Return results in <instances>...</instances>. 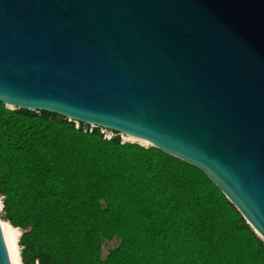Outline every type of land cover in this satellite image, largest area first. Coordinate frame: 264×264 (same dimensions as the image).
Here are the masks:
<instances>
[{
    "label": "water",
    "instance_id": "obj_1",
    "mask_svg": "<svg viewBox=\"0 0 264 264\" xmlns=\"http://www.w3.org/2000/svg\"><path fill=\"white\" fill-rule=\"evenodd\" d=\"M0 103L198 169L264 242V0H0Z\"/></svg>",
    "mask_w": 264,
    "mask_h": 264
},
{
    "label": "trees",
    "instance_id": "obj_2",
    "mask_svg": "<svg viewBox=\"0 0 264 264\" xmlns=\"http://www.w3.org/2000/svg\"><path fill=\"white\" fill-rule=\"evenodd\" d=\"M87 129L0 103L2 219L21 264H264V242L201 171Z\"/></svg>",
    "mask_w": 264,
    "mask_h": 264
},
{
    "label": "bare ground",
    "instance_id": "obj_3",
    "mask_svg": "<svg viewBox=\"0 0 264 264\" xmlns=\"http://www.w3.org/2000/svg\"><path fill=\"white\" fill-rule=\"evenodd\" d=\"M135 140L137 139L128 137V136L124 138V142H135ZM137 142L142 146L146 144L149 146V144L144 141L138 140ZM1 229H2L3 237L5 240V244L7 247V251H8L11 264H21L20 258H19V251L17 249V232L15 231L14 228H12L6 222L1 223Z\"/></svg>",
    "mask_w": 264,
    "mask_h": 264
},
{
    "label": "rangeland",
    "instance_id": "obj_4",
    "mask_svg": "<svg viewBox=\"0 0 264 264\" xmlns=\"http://www.w3.org/2000/svg\"><path fill=\"white\" fill-rule=\"evenodd\" d=\"M107 132H108V131H107ZM106 134H108V135L110 134V135H111V133H106ZM124 138H126V136H119V139H120L121 142H124ZM137 141H138V140H135L134 143L139 144ZM128 143H129V142H128ZM139 145H140V144H139ZM144 146H148V145L146 144V145H144ZM0 207H1V208H0V220H1V223H2V222H6V221H4V220L2 219V217H3V213H2L1 197H0ZM6 223H7V222H6ZM7 224H8V223H7ZM11 227H12V226H11ZM15 231L17 232V238H18L19 235H20V230L17 229V228H15ZM116 244H117L116 241H113V242H111V243H107V244H105L104 247H103V255L105 256L106 253H107V251H108L109 249L115 247ZM17 249H18V251H19V247H18V245H17Z\"/></svg>",
    "mask_w": 264,
    "mask_h": 264
},
{
    "label": "built area",
    "instance_id": "obj_5",
    "mask_svg": "<svg viewBox=\"0 0 264 264\" xmlns=\"http://www.w3.org/2000/svg\"><path fill=\"white\" fill-rule=\"evenodd\" d=\"M73 123H74L75 128H78L79 124L76 123V122H73ZM92 129H93V128L88 127L87 131H88V132H91ZM84 130L86 131V129H84ZM99 133H100V134L103 136V138H105V139H110L111 137L114 136L113 133H111V132H107L106 130H103V129H99ZM106 133H111V135H110V134L108 135V134H106Z\"/></svg>",
    "mask_w": 264,
    "mask_h": 264
}]
</instances>
